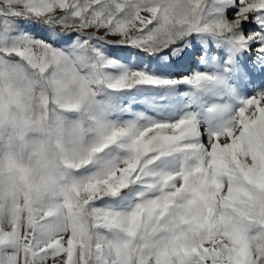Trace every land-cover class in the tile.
Wrapping results in <instances>:
<instances>
[{
	"label": "snow or ice",
	"instance_id": "1",
	"mask_svg": "<svg viewBox=\"0 0 264 264\" xmlns=\"http://www.w3.org/2000/svg\"><path fill=\"white\" fill-rule=\"evenodd\" d=\"M12 78L104 119L63 192H0V264H264V0H0Z\"/></svg>",
	"mask_w": 264,
	"mask_h": 264
},
{
	"label": "clouds",
	"instance_id": "2",
	"mask_svg": "<svg viewBox=\"0 0 264 264\" xmlns=\"http://www.w3.org/2000/svg\"><path fill=\"white\" fill-rule=\"evenodd\" d=\"M0 88V192L8 194L15 187L47 203L65 190L59 184L61 148L69 154L87 152L97 139L96 122L104 117L84 103L57 125L51 111L46 118L41 116L35 98L39 93L33 89L29 95L23 79L6 80ZM65 88L67 95L77 91L71 80ZM46 94L51 98L55 89L49 88ZM95 98L102 99L98 91Z\"/></svg>",
	"mask_w": 264,
	"mask_h": 264
}]
</instances>
